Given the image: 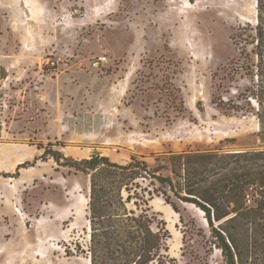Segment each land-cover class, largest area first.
Listing matches in <instances>:
<instances>
[{
  "label": "rangeland",
  "instance_id": "obj_1",
  "mask_svg": "<svg viewBox=\"0 0 264 264\" xmlns=\"http://www.w3.org/2000/svg\"><path fill=\"white\" fill-rule=\"evenodd\" d=\"M257 25L264 0H0V264H91L87 178L44 150L153 164L263 149ZM53 204L74 213L56 218ZM178 206L187 228L149 204L171 264H224L203 213Z\"/></svg>",
  "mask_w": 264,
  "mask_h": 264
},
{
  "label": "trees",
  "instance_id": "obj_2",
  "mask_svg": "<svg viewBox=\"0 0 264 264\" xmlns=\"http://www.w3.org/2000/svg\"><path fill=\"white\" fill-rule=\"evenodd\" d=\"M253 33L247 35L253 40L250 53L262 60V26ZM261 91L258 85L253 94L259 105ZM44 153L87 178L91 264L173 263L168 231L150 214L155 198L170 206L185 228L178 204L201 211L224 264H264V148L169 151L155 156L153 164L136 155L118 164L99 154L75 161L58 152Z\"/></svg>",
  "mask_w": 264,
  "mask_h": 264
},
{
  "label": "crops",
  "instance_id": "obj_3",
  "mask_svg": "<svg viewBox=\"0 0 264 264\" xmlns=\"http://www.w3.org/2000/svg\"><path fill=\"white\" fill-rule=\"evenodd\" d=\"M85 202L87 204V199H85ZM52 211L56 212V218H58V216H60L61 219H64L66 217H68L69 215H72L74 213V210L72 209V207H70L69 205H66L64 207H59L55 204L51 205ZM60 210L61 213L59 214V212H57V210Z\"/></svg>",
  "mask_w": 264,
  "mask_h": 264
},
{
  "label": "built area",
  "instance_id": "obj_4",
  "mask_svg": "<svg viewBox=\"0 0 264 264\" xmlns=\"http://www.w3.org/2000/svg\"><path fill=\"white\" fill-rule=\"evenodd\" d=\"M106 61H107L106 57H104V56L98 57L92 61L91 67L93 69H98L100 67V65H103ZM51 65L55 66V62H52Z\"/></svg>",
  "mask_w": 264,
  "mask_h": 264
},
{
  "label": "bare ground",
  "instance_id": "obj_5",
  "mask_svg": "<svg viewBox=\"0 0 264 264\" xmlns=\"http://www.w3.org/2000/svg\"><path fill=\"white\" fill-rule=\"evenodd\" d=\"M88 238H90L89 232H88ZM87 264H90V262H89V261H87Z\"/></svg>",
  "mask_w": 264,
  "mask_h": 264
}]
</instances>
